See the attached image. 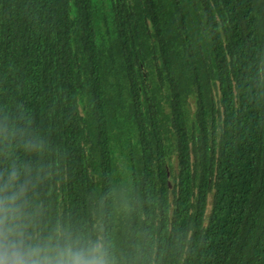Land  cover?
<instances>
[{"label": "trees", "instance_id": "1", "mask_svg": "<svg viewBox=\"0 0 264 264\" xmlns=\"http://www.w3.org/2000/svg\"><path fill=\"white\" fill-rule=\"evenodd\" d=\"M10 123L44 144L0 139V175L36 177L41 228L99 229L119 264H264V0H0Z\"/></svg>", "mask_w": 264, "mask_h": 264}, {"label": "clouds", "instance_id": "2", "mask_svg": "<svg viewBox=\"0 0 264 264\" xmlns=\"http://www.w3.org/2000/svg\"><path fill=\"white\" fill-rule=\"evenodd\" d=\"M0 139L38 155L43 141L23 128L0 126ZM36 177L13 162L0 175V264H119L113 243L99 229H77L57 223L41 228L32 198Z\"/></svg>", "mask_w": 264, "mask_h": 264}, {"label": "flooded vegetation", "instance_id": "3", "mask_svg": "<svg viewBox=\"0 0 264 264\" xmlns=\"http://www.w3.org/2000/svg\"><path fill=\"white\" fill-rule=\"evenodd\" d=\"M219 19V18H218ZM219 21V20H218ZM223 25V24H222ZM219 27H220V21H219ZM220 29V32H221V28ZM222 35V33H221ZM143 75H144V79L146 80V71L145 69L143 68ZM235 84V83H234ZM213 96H214V102H215V112L219 111L222 116H223V112H224V107L222 106V103H221V91H220V84L217 82V88L216 89H213ZM79 111L81 114H83V107L82 105H79ZM111 146L113 147V152H112V155H113V158H114V162L116 164V170H117V175H118V181H117V184L119 185H128L129 182H130V178H131V162L129 161L128 159V148L125 146H120V143H118V139H113V142L111 144ZM122 151L123 153H125L126 157V175L124 176L122 172H120L118 170V167H117V160H116V157H115V154L118 152V151ZM157 159H158V148H157ZM191 156V161H193V156L192 154L190 155ZM176 165V159H175V156L172 155V160L170 161V165L167 163L166 164V170H167V183H168V186L169 185H172L171 188H169L170 190L174 188V183L171 179L172 177V170L174 169ZM209 197V196H208ZM208 200V199H207ZM116 222L119 221L118 219H114ZM119 229V228H118ZM115 248V253L119 252L120 248H118L117 250V246L116 245H113Z\"/></svg>", "mask_w": 264, "mask_h": 264}, {"label": "rangeland", "instance_id": "4", "mask_svg": "<svg viewBox=\"0 0 264 264\" xmlns=\"http://www.w3.org/2000/svg\"><path fill=\"white\" fill-rule=\"evenodd\" d=\"M192 108V107H191ZM169 111V109H167ZM115 157H116V162H117V167H118V170L120 172L123 173V175L125 176L126 175V155L125 153H123L122 151H118L116 154H115Z\"/></svg>", "mask_w": 264, "mask_h": 264}, {"label": "water", "instance_id": "5", "mask_svg": "<svg viewBox=\"0 0 264 264\" xmlns=\"http://www.w3.org/2000/svg\"><path fill=\"white\" fill-rule=\"evenodd\" d=\"M220 28H221L222 37L224 39L225 35H224V32H223V25H222L221 22H220ZM235 93H236V91H235ZM171 187H172V185H169V188H171ZM211 211H212L211 198L209 196L208 200H207V206H206L205 215H204V225H207L208 220H209V215H210Z\"/></svg>", "mask_w": 264, "mask_h": 264}]
</instances>
